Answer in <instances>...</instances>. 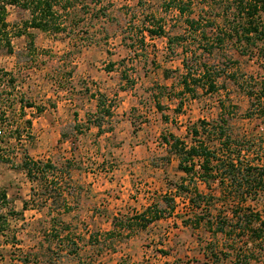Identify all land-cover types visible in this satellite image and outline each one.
<instances>
[{
    "label": "rangeland",
    "instance_id": "rangeland-1",
    "mask_svg": "<svg viewBox=\"0 0 264 264\" xmlns=\"http://www.w3.org/2000/svg\"><path fill=\"white\" fill-rule=\"evenodd\" d=\"M230 2L193 0L192 11L180 15L166 10L162 0H60L57 32L25 28L28 13L8 8L13 51H0V104L8 107L13 128L23 132L21 142L5 145L10 162L0 163V190L23 217L11 218L0 237V264H264V234L255 241L234 237L246 217L257 214L264 222V188L243 206L226 201L214 187L208 190L197 179L193 184L179 172L161 141L173 135L190 143L189 124L212 120L219 100H227L237 106L230 133L253 138L248 160L258 154L264 164V116L243 117L249 100L236 84L262 80L264 59L242 57L233 40L216 41ZM199 16L212 27L192 32L187 20ZM157 26L163 34L150 37L145 30ZM205 41L213 44L214 55L202 51ZM204 65L219 73L223 88L209 93L197 87L194 97L183 95L185 68L194 76L189 81L198 79ZM10 77L13 89L7 88ZM99 101L109 116L96 114ZM25 120L31 121L29 130ZM23 153L56 167L51 176L61 185L60 198L53 197L51 182L32 196L19 168ZM196 166L197 161L198 171ZM181 184L213 203L202 207L209 210L211 228L189 226L193 208L184 191L176 194L172 187ZM151 205L166 211L161 219L145 229L123 224L108 235L113 218L126 220ZM220 217L226 233H213Z\"/></svg>",
    "mask_w": 264,
    "mask_h": 264
},
{
    "label": "trees",
    "instance_id": "trees-1",
    "mask_svg": "<svg viewBox=\"0 0 264 264\" xmlns=\"http://www.w3.org/2000/svg\"><path fill=\"white\" fill-rule=\"evenodd\" d=\"M59 5L60 0H0V51L8 55H11L13 51L11 40L14 30L11 29L13 25L7 20L9 7L28 13L29 18L24 22L25 28L43 32H57L61 29L58 20L59 12L56 10V7ZM162 5L166 10L175 9L178 14L185 15L192 11L191 9L194 4L193 0H162ZM66 8L67 6H63L62 8L60 6L62 10ZM225 13L226 25L221 30L222 32H219L216 39L217 43L222 44L225 39L233 40L239 51L238 53L242 57H251L256 54L259 58L264 59V0H231L230 6ZM187 23V27L192 29V32H197L198 27L201 25L212 27V24L204 21L201 16L198 17V20H187ZM15 28L17 27L15 26ZM145 31L150 37L163 34L160 26H157L155 30ZM17 33V35H22L21 31ZM201 37L204 40L207 39L204 31H202ZM205 42L207 43V41ZM141 43L143 44V40H141ZM206 43L202 51L209 56L214 55L213 44ZM208 67L202 66L201 70L196 71V74L200 72L198 79L192 78L189 81L188 78L194 76L191 70L185 68L186 72L180 84L183 95L186 94L194 97L197 87H205L209 93L217 92L223 88L222 85L219 86L217 84L219 73L213 72ZM202 82L205 84H202ZM249 83H253L252 86H249ZM236 84L242 89L249 100V107L243 114V117L264 116V78L256 83L242 80L236 82ZM7 88H15V79L13 77L9 78ZM226 101L219 100L217 104L218 112L212 120H199L196 123L189 124L187 130L191 136L190 143L173 135L162 137L161 141L162 145L166 147L168 155L176 159V169L184 174L185 177L190 178L193 184L195 183L193 180L197 179L208 190L211 187L217 189L220 198L222 197L226 201L232 200L234 203L243 206L248 199L255 201L259 197L262 188H264V164H262V160L260 161L257 158L259 157L258 154H255L252 162L248 160V150L252 149L253 151L255 148L253 138L248 140L244 135H232L230 133L229 120L235 117L237 106L231 104V102L226 105ZM2 105L0 104V163H8L10 160L6 153L5 145L21 142L23 130L17 126L13 128L8 107ZM27 107L31 108L32 106L28 105ZM102 108L104 109V106L99 101L96 105V114H100L103 111L100 118L111 114L110 109L105 108L103 110ZM22 111L23 106L20 108L21 115H23ZM95 123L96 127L101 129L99 118L95 119ZM24 124L26 125L25 129L29 130L31 128V121L25 120ZM196 161L199 166L198 171L195 170ZM19 168L24 172L32 185L30 190L32 196L38 192L39 188L40 190L44 188V191H47L51 182L52 186L50 189H52L53 197H61V185L55 176H51L56 169L53 164L48 161L33 160L26 153H23ZM172 187L176 194H179V190L184 191L187 197L185 202L193 208V215L189 226L192 229H197L200 226H210L211 228L212 218L207 215V211L209 210L202 207L204 205V207L209 208L213 203L206 202V196L200 194L198 190H194L193 193L190 192L189 186H185L184 184L173 185ZM163 199H166V197L162 198V202ZM164 201L166 202L167 200ZM174 201V198H170L169 202L174 203ZM169 202L166 203V211L171 214L174 207ZM27 205L28 202L23 203V210H26ZM166 211L158 209L156 205H151L143 212L134 214L133 217L126 218V220L113 218V229L111 232H108V235L115 236L117 233L116 229L123 224L130 228L131 224H134L141 229H145L149 224L161 219L162 214ZM235 214L237 213L233 212L234 216ZM14 217L16 220H20L23 217V213L15 212L10 207L6 192L0 190V237H2V233H5L10 228V219ZM218 219L219 221L216 222V228L213 233H226L224 228L226 219L221 217ZM124 221H126V224ZM253 221H257L259 226L253 227ZM244 222L245 226L243 229L237 230V233H234L235 229L231 230L228 235H233L234 233V237L239 239L245 237L250 241L261 239L264 234V222H260L259 216L256 214L253 218L246 217ZM12 241V245H16L14 236L12 237ZM89 243L92 244L93 242L89 241ZM72 245L74 246V250H72L74 252L72 253L76 254V244L72 242ZM210 257L214 261L218 260L215 254L211 253ZM120 264H125V260H121Z\"/></svg>",
    "mask_w": 264,
    "mask_h": 264
},
{
    "label": "built area",
    "instance_id": "built-area-1",
    "mask_svg": "<svg viewBox=\"0 0 264 264\" xmlns=\"http://www.w3.org/2000/svg\"><path fill=\"white\" fill-rule=\"evenodd\" d=\"M197 168H199V166H196Z\"/></svg>",
    "mask_w": 264,
    "mask_h": 264
}]
</instances>
